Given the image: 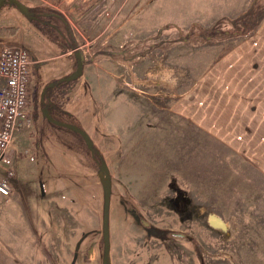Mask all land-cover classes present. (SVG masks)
I'll return each mask as SVG.
<instances>
[{
	"label": "rangeland",
	"instance_id": "374dc122",
	"mask_svg": "<svg viewBox=\"0 0 264 264\" xmlns=\"http://www.w3.org/2000/svg\"><path fill=\"white\" fill-rule=\"evenodd\" d=\"M19 1L28 14L0 10V28L17 27L0 43L34 57L31 124L0 160V264H103L102 164L109 264H264L263 217L248 220L264 192L238 173L230 144L167 108L247 21H204L195 0ZM77 52L81 75L61 82ZM44 111L83 128L92 148Z\"/></svg>",
	"mask_w": 264,
	"mask_h": 264
},
{
	"label": "crops",
	"instance_id": "0c3cea01",
	"mask_svg": "<svg viewBox=\"0 0 264 264\" xmlns=\"http://www.w3.org/2000/svg\"><path fill=\"white\" fill-rule=\"evenodd\" d=\"M195 6L203 8L199 14L204 21L231 15L233 21L246 20L251 33L239 34L232 48L211 58L177 99L171 97L167 108L172 117L176 111L204 135L209 132L230 144L238 173L252 176L253 190L264 192V0H195ZM189 16L183 15L184 20ZM248 216L254 222L262 216L264 228V193Z\"/></svg>",
	"mask_w": 264,
	"mask_h": 264
},
{
	"label": "built area",
	"instance_id": "2783aa9c",
	"mask_svg": "<svg viewBox=\"0 0 264 264\" xmlns=\"http://www.w3.org/2000/svg\"><path fill=\"white\" fill-rule=\"evenodd\" d=\"M33 64L28 48L0 43V160L15 135L31 124L29 100ZM7 183L6 178L1 182L6 187Z\"/></svg>",
	"mask_w": 264,
	"mask_h": 264
},
{
	"label": "water",
	"instance_id": "95a60500",
	"mask_svg": "<svg viewBox=\"0 0 264 264\" xmlns=\"http://www.w3.org/2000/svg\"><path fill=\"white\" fill-rule=\"evenodd\" d=\"M13 3L17 5L20 9L24 10L26 14H28V10L22 5L19 0H0V10L2 6L6 3ZM77 66L76 69L70 73L68 76L62 77L60 79L61 82L63 81H72L77 79L82 73V65H83V57L79 52H77ZM50 85H53L52 83ZM43 97V96H42ZM47 118L53 122L54 124L72 129L78 133H80L86 140H88V147L92 148L93 142L89 140V136L86 131L79 127L78 125L61 121L53 117L47 111H44ZM101 168L106 172V182L104 186V193H105V200H104V216H103V240H104V257H103V264H109V254L111 248V241H110V226H109V206H110V197H111V176L108 171V167L106 164H102Z\"/></svg>",
	"mask_w": 264,
	"mask_h": 264
},
{
	"label": "trees",
	"instance_id": "16d2710c",
	"mask_svg": "<svg viewBox=\"0 0 264 264\" xmlns=\"http://www.w3.org/2000/svg\"><path fill=\"white\" fill-rule=\"evenodd\" d=\"M54 14L57 15L59 18H61L63 20V23L68 24L64 17H62L61 15L56 14V13H54ZM40 15L41 14H39V13L31 14V11H30V17L32 18V20H38L40 18ZM47 15H53V14L48 13ZM68 30L70 31V27L69 26H68ZM16 32H17V27L16 26H12V25L3 26V27L0 28V37H2V36L3 37L12 36V35L16 34ZM70 36L71 37L69 38V40H67V44L65 45L66 49L73 48V47L76 46V40L73 39L72 35H70Z\"/></svg>",
	"mask_w": 264,
	"mask_h": 264
},
{
	"label": "bare ground",
	"instance_id": "6f19581e",
	"mask_svg": "<svg viewBox=\"0 0 264 264\" xmlns=\"http://www.w3.org/2000/svg\"><path fill=\"white\" fill-rule=\"evenodd\" d=\"M214 223H218V221L214 218V220H212ZM219 223H221V221H219Z\"/></svg>",
	"mask_w": 264,
	"mask_h": 264
}]
</instances>
